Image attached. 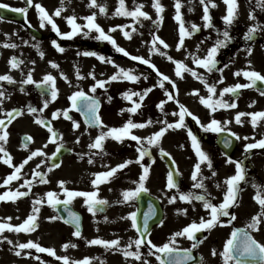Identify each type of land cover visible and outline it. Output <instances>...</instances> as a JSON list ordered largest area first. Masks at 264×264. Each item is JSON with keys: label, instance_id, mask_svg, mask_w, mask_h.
Masks as SVG:
<instances>
[{"label": "flooded vegetation", "instance_id": "obj_1", "mask_svg": "<svg viewBox=\"0 0 264 264\" xmlns=\"http://www.w3.org/2000/svg\"><path fill=\"white\" fill-rule=\"evenodd\" d=\"M237 2L239 5L238 16L233 24L228 26L225 25L222 19L227 13V5L224 0H214L216 6H209L212 26L205 27V21L203 20L204 4L209 3V0H204V3L201 0H180L181 7L179 11L185 27L189 31H191L190 26L192 24L200 27L194 34L186 36L183 46L179 48L177 45L180 40V22L175 19L177 13L176 0H160V3L164 6L162 14L158 13L153 7L154 0H125L124 5L129 11L134 10L138 5H143L142 11L149 14L148 17H132L135 18L136 46L140 56L144 55L146 46L157 35L168 45L165 48L157 42L155 47L159 51H154L155 54L150 59L151 64H155L161 71L169 64H175L176 60L184 63V60L181 59L182 57L191 62L193 60L192 55L205 56L207 50L215 44L217 39L223 38L222 33L226 28L232 37L227 45L221 47L217 53L216 71H214L213 80L216 85V99H223L236 105L234 108L218 107L215 111V119L221 122L225 132H229L231 135L236 133L237 135H230L232 139H224L220 136L222 132L205 130L201 126L199 134L192 132L199 140L201 149L209 155L213 165L212 168H209L206 161L201 163V177L205 185L204 189L194 188L192 183V173L194 166L199 162V157L192 146V140L188 132V129L192 131V127L188 124L186 125L187 133H184L182 140L183 144L180 145L182 148L181 154L174 156L176 157V162L182 163L185 167V177L189 179V184L185 185L183 192H204L206 190L207 193H210L209 198L212 203L219 204L223 201L226 191L224 181L226 177L235 173V161L242 162L245 170V180L240 184L236 203L229 209L230 213L236 216V219L229 224L226 222L231 219V215L221 217V220L225 221V223H217L215 227L204 229L199 232L200 234H196L197 239L202 242L192 249L195 259L188 261V264H224L222 252L226 241L230 238L234 229H246V226L251 222V218L261 212V205L254 198L257 191L259 190L261 195L264 196V148L245 149L247 144L255 143L264 138V118L257 117L256 126H253L250 115L242 116V123H237L235 119L236 114L239 112L247 114L264 111V95L261 94V92H264V81H257L256 85L241 88L235 93H225L223 97L220 96L221 90L225 87L237 83H250L243 74L235 75L237 71L255 70L264 74V7L259 5L258 0H237ZM0 4L9 6L8 8H0V17H2L0 18V75L7 74L13 77L11 83L0 81V91L5 93L3 97H0V100L3 101L0 104V119L5 121L6 127L4 131L8 133L6 142L0 141V143H3L4 148L12 158V164H6L4 162V159H6L4 153L0 152V157H3V159H0V194L17 190L29 193L15 200L0 201V222L19 225L31 214L34 201L38 198L47 200V192L37 185L46 183H41L39 178L32 180V176L34 171L44 173L45 178L48 176L49 168L52 169L49 163L53 155L46 153H54L57 145L61 143L66 152L70 151L71 146L74 147L76 164L89 162L91 159L93 163H102L106 166L107 170L104 171H108L113 165L115 167L126 160H131L133 161L131 164L118 170L108 181L99 184L103 185L101 187L93 185L94 174L91 176L92 181L89 183L92 186H84V182L81 181L79 176L80 172L75 170L74 190L96 191L98 189V198L108 201L105 205H97L98 210L93 214L88 210V205L85 203L86 197H74L73 207L82 216L81 235L79 237L74 235L76 228L75 230L70 228L73 234L71 240L58 236L57 232L55 235L54 229L50 227L43 230L46 232L43 233L42 226L44 224L54 223L58 220H50V216L43 214L38 216L39 226L35 230H39V236L42 232L44 235L56 237L63 248H65V244H68L69 246L65 249L71 250V257H73L72 262H69V264H74V261L83 260L84 258H90L89 264H160L158 259L160 254H153L156 250L151 249V246L147 243L142 244L139 248L141 253L139 260L135 257H125L123 254V249L140 236V233L132 227V220L129 215L132 212L137 215L140 198L136 197L124 202L123 192L139 186V178L143 168L145 166L149 167V175L145 181V187L148 191L144 192L159 200V205L163 212V223L168 220L167 218H171L162 231L158 228L163 223L151 228L146 238L150 239L154 244L160 246V243L169 242L171 239L174 233V217L178 213V200L182 202L181 206L183 209H187L189 218L194 215L207 219L210 209H205L203 202L198 200L188 202L177 198L175 202L169 203V198L173 195L178 196V194L173 191L175 188L170 191L169 189L165 190V186H162V188L157 186L164 175L163 170L166 168L164 162L160 159L161 149L163 148L160 147L159 142L147 148L149 154L145 155L142 161L139 159V149L143 144L132 140L130 137H125L122 142L116 140L114 141L115 143H112L114 139L109 137L104 141L103 149H91L89 145L100 134L101 127L88 124L83 114L75 108H72L68 113L71 119L66 118L62 114L63 110L70 108L72 103L70 96L75 92L76 87L77 90H83L89 96H94L99 100L100 109L98 114L102 120H105V103L120 98L122 104L125 102L127 106H122L125 111L120 112L124 121L123 125L129 119L134 122V117L140 116L144 109V99L141 102L138 96H133V100L141 103L142 106L135 113H132L127 110L133 107L132 101L127 100L122 93L129 92L130 86H136V89L131 90V92L143 94L144 90L150 86L149 83L144 82V67L150 68L153 73H155V69L151 67V64H144L142 61L133 60L131 57L125 56L121 59L126 65L124 69H131L132 74L138 76L139 79L136 81L127 79L112 80L114 90H110V84H105L103 88L97 87L96 91L93 92L92 86L97 81L96 76L106 72V68L102 66L105 65L104 62L96 57L110 58L114 54L106 40L96 39L99 34L96 30H89L90 36L88 40L85 38L79 39V33L70 38L60 36L53 30L51 24L41 27L39 12L35 5L41 4L49 14H52L57 8L61 7V0H32L31 5L28 4V0H0ZM100 7H104L106 11L101 12ZM118 7H120L119 0H96V4L91 6L90 0H63L61 15L53 16V19L61 32H69L72 29L66 19L67 17L75 15L78 23L84 25L86 24L84 18L95 13L96 22L107 33L109 29L117 25H126L128 22L127 17L130 16L115 14ZM20 8H26V13L13 10ZM252 14H254L255 20L250 18ZM152 15L155 18H152ZM161 15L163 16L162 21L160 20ZM254 23H258L262 27L258 29L253 40L249 41L245 38V33ZM122 30L124 32L127 31L126 27H117L115 31L121 32ZM130 37H133V35H130ZM193 38H198L199 47L192 48ZM54 40L64 48L63 52H60L53 45L52 41ZM12 44L16 45V47L7 46ZM75 48L82 49L84 53H98L97 56L89 55L92 58H86L88 55H83V58L76 59L78 66L81 68L80 75L79 77L77 76L76 80ZM249 49H251L250 54ZM68 51H71L72 55V74L71 77L66 75L68 79L65 82L64 75H61V73H64L62 72L63 66L68 65V59L64 58V52ZM41 52L44 53L43 56L40 55ZM162 53H166V55ZM168 56L173 57V60H169ZM13 57L18 61H22L18 68L11 67L10 61ZM50 61L55 62L59 67L49 69L53 68ZM86 64L92 66L93 70L91 73H95V78L90 75L87 81H82V75L84 74L82 67ZM48 71L56 78L55 84L58 89V95L55 100L51 99L50 85L38 86V84L23 83L27 79L29 72L32 73L33 79L39 82L44 78L45 74L49 73ZM205 76L207 79L209 78L208 75L205 74ZM117 82L119 83L118 86L116 85ZM71 89L72 92H70ZM45 100L49 101L47 107H44ZM30 107L37 109V111H29ZM13 109H16L19 113L18 115L13 113L14 119L7 115ZM58 110L60 112L54 116L53 114L57 113ZM171 116L173 117L174 115L171 114ZM185 119L187 118L185 117ZM203 119L206 121L205 124L211 121V115L208 111L204 113ZM42 120L50 123L53 130L60 134L55 141L51 140L48 143L51 133L44 123H40ZM73 122H78L79 128H74ZM171 122L173 120L167 121V123ZM164 126L165 124L163 123ZM138 129L134 128L131 131L134 134ZM141 130L143 131V128ZM163 136H168L170 140H173L175 139V132L172 131V128H169ZM26 137H31V139L26 141ZM225 140H230V144H225ZM82 148L84 150H81ZM87 148H90V150H87ZM37 149L41 150L42 154L28 160L21 169L20 178L12 180L7 185L3 184L4 179L14 172L15 166L23 163ZM229 156L232 157L233 163L228 162ZM37 157L42 158L41 164L33 166V158ZM104 171L98 170L93 173ZM214 172L215 175H213ZM25 180L32 181L30 191L29 186L24 184ZM217 184L220 186L217 187ZM256 186H260L259 189ZM146 203H148L147 200L146 202L144 199L141 200L142 205ZM150 205L153 207L152 204ZM36 207L39 208L40 212L49 209L53 211V205L46 202L36 205ZM52 215H55V213L52 212ZM9 217H11V220H7ZM248 231L251 232V235L256 240L264 243V220L261 221L259 230L248 229ZM31 233L23 230L17 232L14 229H5L0 233V264H30L29 257L32 255L43 257L46 261L44 264H65L64 261L56 258L59 256L58 254L53 256L48 252H40L39 250L32 252L33 249H23L19 250L20 254L17 255L18 249L16 245L27 243L31 238ZM96 238L105 240L119 239V248L117 246L108 247L101 244L88 243V241ZM68 240L71 241V244L68 243ZM193 243L194 241L186 236L178 237L175 246L187 249L191 248ZM72 245H75V247ZM213 249L216 251L215 255L212 254ZM131 250H137L134 243ZM242 259H245L247 264H264V261L259 260V258L244 257ZM230 264H235V261H231Z\"/></svg>", "mask_w": 264, "mask_h": 264}, {"label": "snow or ice", "instance_id": "obj_2", "mask_svg": "<svg viewBox=\"0 0 264 264\" xmlns=\"http://www.w3.org/2000/svg\"><path fill=\"white\" fill-rule=\"evenodd\" d=\"M202 3H204V0H201ZM225 4L227 5V13L222 17L225 25H232L236 17L238 16V2L237 0H224ZM258 3L261 7H264V0H258ZM28 4H32V0H28ZM96 0H90V6L95 5ZM120 7L116 9V15H123V16H130V17H148V13L145 11H142L143 5H138L135 7L134 10H127L125 8V0H119ZM209 6L215 7L214 0H209V3L204 4V16L203 20L205 21L204 26L205 27H211V16L209 15ZM8 5L5 4H0V8H8ZM35 7L37 8L40 16V24L41 27L46 26V24H51L53 30H55L58 35L63 36V37H73L75 36L78 32H80L83 28H87L88 30H96L99 34L96 37V39L99 40H106L110 41L115 47L116 50L119 52L124 53L125 55H131L128 53L123 47H120L115 39L105 33L104 29L101 27L99 23L96 22V14L93 13L84 19L86 20V25H81L76 22L77 18L75 15L67 17V21L69 25L71 26V31L69 32H61L58 25L56 24L55 20L53 19V16H60L61 12L63 11V0H61V7L57 8L54 13L49 14L48 11L41 5V4H36ZM153 7L156 9L158 13H163L164 11V6L160 3V0H154ZM175 7L177 9L176 17L175 19L180 22V40L177 45V47H182L184 43V38L186 36H190L194 34L196 31L199 30V25L192 24L191 31L188 30V28L185 27L184 21L181 17V13L179 11L181 7L180 0H176ZM14 11H19V12H25L27 11L26 8H20V9H13ZM101 12H105L106 9L104 7H100ZM2 18V17H0ZM251 19L255 20L254 14L250 16ZM163 16H160V20L162 21ZM125 28V25H117L111 29H109V32L115 31L116 28ZM262 26L258 23L252 24L247 32L245 33V38L249 41L253 40L254 35L260 29ZM219 32V30H217ZM88 33L85 32V35ZM124 35L128 38L130 37V33L127 31L124 32ZM223 38L222 39H217L215 44L207 50V53L203 57L199 56H193L194 63L197 66H202L207 70V72H212L216 68L217 60L216 56L221 47H224L227 45L228 41L232 39L230 32L226 28L223 33H222ZM159 42L160 45H163L165 48L168 47V45L163 41L158 35L155 36L151 43L153 45V48L151 49L152 51H159L158 48H156V44ZM53 45L60 51L63 52L64 48L60 46L59 43H57L55 40L52 41ZM11 47H16V45H7ZM249 54L251 53V49L248 50ZM84 55H91V56H97L98 53L95 52H85L83 53ZM165 54L166 53H162ZM41 56L44 55L43 52L40 53ZM191 55V54H190ZM133 60H139L142 61L144 64H151V61L149 59H146L142 56H132L131 57ZM169 60H173V57L168 56L167 57ZM100 60H105V57L99 56ZM11 67L12 68H18L20 66V63L22 61H18L15 57L12 58L10 61ZM53 67H59L58 64L55 62H51ZM249 63H251L249 61ZM176 74L178 76H183V71L190 72L194 77H196L198 80H203L205 85L208 87V90L210 93L215 94L216 93V86L215 85H208L207 84V79L206 77L203 76V74L198 73L194 68L188 67L183 63V61L176 60ZM118 71L114 73L112 76L109 77V80H117V79H127L130 81H136L139 79L138 76L132 74L131 69H124L120 67L119 65L116 66ZM151 67L156 69L158 75L162 78L160 80V86H164V81L169 80L170 78L165 75L164 73L160 72L158 68H156L155 64H151ZM243 74V76L247 77L248 80L250 81L249 84H240L237 83L235 85L225 87L221 90L220 96L223 97L225 93H235L237 90L241 88H246L250 87L253 85L257 84V81H264V74H261L258 71L255 70H240L235 73V75L239 76ZM61 75H64L61 73ZM79 71L77 70V76L79 77ZM90 75L95 78V73H91ZM64 78L67 80V76L64 75ZM147 79V77H144ZM56 78L51 74L47 73L45 74L44 78L40 80L39 82L35 81L33 79V75L31 72L27 74V79L23 81V83H33V84H38V86H43V85H50L51 86V99L55 100L57 95H58V89L56 88L55 84ZM0 81H8L12 82L13 77L11 75H0ZM107 81L105 80H97L96 83L92 86V91L95 92L97 87L103 88ZM151 88L145 89L143 94L138 93V92H125L122 93V95L127 99L132 101L133 107L130 109H127L128 111L135 113L141 106V103H138L136 100H133V96H138L140 101L142 102L144 99V96H146L149 92H151ZM167 99L168 100H173L175 99V96L171 92H167ZM193 94H199V90L195 89L193 90ZM262 95H264V92H261ZM5 93L3 91H0V97H3ZM201 102L204 103L208 108L211 109L212 112H215L217 108H234L236 105L234 103H229L226 100L223 99H216L213 100L212 96H209L207 98L200 97ZM71 100V106L69 109L63 110L62 114L68 118L71 119L69 116V111L72 108H75L77 111H82L86 117V122L90 125L93 126H100L101 127V132L99 135H97L94 139V141L89 145L91 149H103L104 147V141L111 137L116 139L117 141H123L125 137H130L132 140L137 141L138 143L142 141V139H146L148 144H157L160 140V138L164 135V133L169 129V128H180V127H185L184 120L186 115H193L183 104H180V111L179 113H173V115H179V120L173 123H167L166 121L164 122L165 126L161 127L159 131L155 132L152 136L146 137V138H141L139 136H136L132 133V129L134 128H143L146 127L147 124H151L152 121L148 120L147 122L144 123H136L133 122L131 119H129L123 126L121 127H111L108 128L107 131H103V128L106 127L104 125L103 120L98 114L99 110V100L94 97V96H89L87 93H85L83 90H78L74 92L70 96ZM167 101H160V104L158 107L163 111V105ZM3 101L0 100V104H2ZM49 101L45 100L44 101V107H47ZM177 103L179 101L177 100ZM29 111L35 112L37 109L35 108H29ZM125 111L124 109L121 110V112ZM60 110H58L57 113H54L53 115L56 116ZM13 113H16L17 115L19 114L16 109H13L12 112H9L7 115L8 117L14 119ZM245 115H250L252 117V124L253 126H256L257 124V117L264 118V111L261 112H255V113H243L239 112L236 114V122L237 123H242L243 121L241 120L242 116ZM198 120V118H196ZM11 122V120H9ZM40 123H44L45 126L47 127L48 131L51 133L50 139L52 141H55L60 134H58L55 130H53L52 126L50 123H47L45 121H40ZM6 127L5 121L3 119H0V141L6 142L8 133L4 131V128ZM73 127L74 128H79V123L78 122H73ZM202 128H205V130H210L213 132H223L225 131V128L221 126V122L212 119L207 125H201ZM189 136L191 137L192 140V146L196 150L197 156L199 157V162L194 166V171L192 173V180L195 182L193 184L194 188L197 189H204L205 185L203 183V178L201 177V163L207 162V167L212 168V161L209 157V155L204 152L201 147H200V142L197 139V137L191 132V129H188ZM236 133H232V136H236ZM26 141L30 140L31 137H26ZM247 139V137H245ZM225 144H230V140H225ZM63 147V144L57 145L56 151L52 153L53 157H55L59 152L60 149ZM264 148V138L260 139L259 141H256L255 143H249L245 146L246 150L254 149V148ZM163 151V149H161ZM0 152L4 153V162L6 164L11 165L12 164V158L9 153H7L6 149L3 146V143H0ZM41 150L37 149L36 151L32 152L31 155L23 161L19 166H15V170L13 173L7 176L6 179H4L3 184L7 185L9 184L12 180H18L19 174L21 173V169L24 167V165L28 162V160H31L32 157L41 155ZM148 149L141 146L139 149V159L142 161L145 155H148ZM0 159H3V157H0ZM92 160H89V163H91ZM133 161L131 160H126L125 162L116 165L115 167L110 168L108 171L104 172H98L95 173V179H93L92 183L93 185H99L101 183H104L108 181L111 177H113L116 172L120 169L125 168L128 164H131ZM228 162L233 163L232 157H228ZM236 165V171L233 175L228 176L225 178V186H226V191L224 193V199L222 202L219 204L212 203L210 197V193H207L205 190L204 192H179V185L178 182L174 179L173 172L168 173V178H167V188L169 189H177L178 190V196L173 195L169 198V203L175 202L177 198L183 201H188L191 202L192 200H198L203 202V207L205 209H210L209 217L205 219L204 217L200 218V222L197 223L196 221H193L189 225L185 226L182 230L177 231L172 234L171 239L169 242L164 243L163 245H156L154 244L150 239L146 238V233L148 232V218H145L144 225H143V230H141L139 224L137 223V215L135 212L130 213V217L132 220V227L137 230V232L140 233V236L138 239H136L134 242H130L124 249H123V254L125 257H135L136 259L141 258V253L139 252V248L142 244L147 243L148 245L151 246V249H155L156 252L153 254H166V255H158V259L160 260V264H188V261H193L195 257L193 256L192 249L196 248L199 243L202 241L197 239V233L201 232L204 229H211L217 225V223L223 224L225 221L221 220V217H228L231 215V219L228 220L226 223H231L232 220L236 219V216L234 214H231L229 209L236 203L237 198H238V193L240 191V184L242 181L245 180V170L243 167L242 162L240 161H235ZM57 165L53 164L52 167H56ZM39 167V166H37ZM49 171H51V168H49ZM149 175V167L145 166L143 168V171L140 175L139 178V186L134 188V189H129L125 190L123 192V201H130L133 198L139 197L141 192L148 191V189L145 187V181L147 180ZM215 175V172L213 173ZM39 178V181L41 183H46V178L45 174L39 171H34L32 180H36ZM31 183L32 181L25 180L24 184L29 186V191L31 189ZM61 186L65 184V181H60L59 182ZM220 185L217 184V187ZM258 189L260 186H256ZM63 191L67 195V200H60L57 193L54 191H49L46 193L47 200L45 201L43 198H38L36 201H34V207H33V212L30 214L21 224L19 225H13L8 222H0V233H2L5 229L9 230H15L17 232L23 230L24 232H32L35 231V228L38 227V217L37 213L39 212V208L36 207V205H39L41 203H48L53 206H56L60 203H68L70 200L74 197L80 196V197H86L85 203L88 205V210L95 214V212L98 210L97 205H105L108 203L107 200L105 199H99L98 198V189L96 191H76V190H69L67 188H63ZM29 193L26 191H20L17 190L15 192L8 191L3 194H0V201L2 200H15L18 197H23L28 195ZM258 203L261 205V212L257 213L255 216L251 218V222L246 226V229H240L236 228L234 231L231 233L230 238L226 241L223 252H222V257L224 264H230L231 261H235V264H247L245 259H242L244 257H252V258H259V260L264 261V243H260L258 240L255 239L254 236L251 235V232L248 231V229H256L259 230L261 221L264 220V196L261 195L260 191H257L256 196L254 197ZM178 212H183L184 214H187V209H178ZM71 219H69L67 222L72 223L76 226V231L74 232V235L79 237L81 235V230H80V217L76 213H71ZM50 220H55L56 217H49ZM63 219V217H61ZM107 219V217H105ZM7 220H11V217L7 218ZM163 221H161V224ZM187 237L188 239L194 241L192 244L191 248L183 249L176 247L175 244L177 242L178 237ZM5 239H7L5 237ZM11 243V241H9ZM89 244H101L105 245L108 247L111 246H117L119 248L120 241L119 239H113V240H105L102 238H96L88 241ZM135 244L136 246V251H132V244ZM69 245L65 244L64 247L67 248ZM75 247V245H72ZM18 251L17 255L20 254L19 250L23 249H37L40 252H48L52 254L53 256H56L55 250L53 248H45L42 247L39 243L33 242L29 240L27 243H20L16 245ZM213 255L216 254L215 249H213L212 252ZM59 260H62L65 262V264H69V257L67 256H57L56 257ZM90 258H84L83 260H78L74 261V264H89Z\"/></svg>", "mask_w": 264, "mask_h": 264}, {"label": "rangeland", "instance_id": "obj_3", "mask_svg": "<svg viewBox=\"0 0 264 264\" xmlns=\"http://www.w3.org/2000/svg\"><path fill=\"white\" fill-rule=\"evenodd\" d=\"M151 14V12H150ZM152 17L154 18V16L152 15ZM136 29V24H135V20L129 18L128 21V30L132 31ZM207 31H209V29H207ZM85 32H87L88 34L85 35ZM109 35H111L116 43L120 46V47H126L128 48L131 53L133 54H137L139 55L140 52H138L135 48L136 46L134 45V43H136V36L133 37V39H126L125 37H122L121 33H116V32H109ZM81 38H85L89 40V31L83 30L80 33ZM198 38H193V44H192V48H196L199 47L200 45L198 44ZM151 44V42L149 43ZM152 45V44H151ZM148 48L152 49L153 47L148 45ZM149 49V50H150ZM152 51V50H150ZM83 51L75 48V80L77 79V70L80 72L81 68L78 66L77 60L76 59H80L83 58L82 56ZM154 56V55H153ZM192 55V59H193ZM64 58L68 59V65L63 66L62 68V72H64V75H68L69 77H71L72 74V66H71V59H72V55H71V51L68 52H64ZM92 58V57H91ZM99 59V58H98ZM181 59L184 60V63L191 68H194L198 73L203 74L204 76V72H206V74L209 75H214L212 72H207V70L201 66H197L194 63V59L190 62V60L186 59L185 57H182ZM104 62L111 64V66L116 67L117 65L122 66V68H124L123 66V62L122 61H118V60H103ZM117 68V67H116ZM49 69H56L55 67L53 68H49ZM84 74L82 75V81H87L88 77L91 74L92 66L89 65H85L82 67ZM111 67H108L106 65V73H103V75H98L96 78L98 80H105L107 81V78L110 77V71ZM164 74L167 75L170 79L167 80L166 83H164V86L161 87L160 86V80L159 78H157L156 76H154L153 74H151V72H149L148 70H143V74L144 77L146 76L147 79L144 78V82L145 83H149L150 86L149 88H151L152 92L148 93L147 97L144 98V109L141 112L140 116L138 117H134V122L136 123H144L147 122L148 120H151L152 123L151 124H147L146 127H144V130L141 132L139 129L137 131V134L139 137L141 138H146V137H150L152 136L155 132L159 131V129L161 128V124L164 123L165 121L167 122L168 120H175L178 121L179 120V115H176V118L173 116H171V110L170 109H174V113H179L180 111V104H183L193 115H190L191 118H189V125H191L193 127V129L196 130V128L193 126V121L198 118V121L201 122V119L204 117V113L206 111V107L205 104L201 102L200 97H209L212 96V98L215 97V95L213 93H210L208 90V87L205 85L203 80H198L196 77H194L190 72L184 71L183 72V76H178L176 74V64H169L168 66L164 67ZM118 71L116 69H114L113 72ZM50 73V71H48ZM112 72V73H113ZM65 82L67 81L64 78ZM207 84L211 85L210 80L207 79ZM117 86L119 85V83L116 84ZM170 85H173L175 87V93H176V98L173 100H168L167 99V92H172ZM186 85V86H185ZM136 86H130L129 90H135ZM148 89V88H147ZM198 89L199 90V94H193V90ZM77 88L75 87V92H76ZM111 90V89H110ZM70 92H72V89L70 90ZM107 92V91H106ZM167 101L164 105H163V111H161V109L158 107V105L160 104V101ZM177 100L179 101V103H177ZM122 106L127 107L125 102L122 104V100L120 98H117L116 100L113 101H109L105 103V112H104V119H105V123L107 125V127L111 128V127H121V125H123L124 121H123V117L122 115L119 114V112H121V110L123 109ZM169 108V109H168ZM175 118V119H174ZM202 122H204V120H202ZM158 124V126H157ZM184 124H185V120H184ZM155 126V127H154ZM172 129L173 132H175V139H171L168 136H163L160 140V147L168 150L171 154L173 155H179L181 154V144L182 140L184 138V132H185V128L184 127H180V128H176ZM140 131V132H139ZM142 144L143 147H150L153 144H148L146 139H142ZM48 143H50L48 141ZM81 150H84V148H82ZM87 150H90V148H87ZM50 152H47V154H49ZM175 157V156H174ZM176 158V157H175ZM41 157H37V158H33V162L32 165H36V164H41ZM116 163V162H113ZM179 167V171L181 172L184 180H185V185L189 184V179H187L185 177V167L183 166L182 163H178ZM177 165V166H178ZM114 166V165H113ZM109 168V167H108ZM112 168V167H111ZM75 170L80 172V178L81 181L84 182V186H92L91 184H89L92 181L91 176L95 173V171H104L107 170L106 166H104L102 163H89V162H79L78 164H76L75 162V157L74 156H70V157H66L62 163V165L56 169H53L52 171H50L48 178H47V182L46 184L40 185L37 184L38 187L43 188L44 191L49 192V191H54L57 193L59 198L62 199H68L66 193L63 191V188H67L69 190H74V183H75ZM164 175L160 180V183L157 185L158 187H162L163 183L164 186L167 188V178H168V172H166V170L164 169ZM191 180V179H190ZM60 181H65V184L63 186L60 185ZM192 183L194 184L195 182L192 181ZM97 186V185H96ZM103 185H98L97 187H101ZM183 186V187H184ZM34 187V186H33ZM186 187V186H185ZM179 192H182V190H179ZM176 194H178V191H175ZM35 196V195H34ZM71 202L73 201L74 204V198H72L70 200ZM181 209L180 204L177 207V210ZM33 212V208L31 210V214ZM52 210H47L44 212H38L37 216L39 215H47L50 217H53L54 215H52ZM56 217V216H55ZM200 217L199 216H194L192 215L191 218H189L188 214H184L183 212H178L174 219V233L177 231L182 230L185 226L189 225L190 223H192L193 221H196L197 223L200 222ZM168 220H166L162 226H160L159 230L162 231V228L164 226H166V224L169 222V220L171 218H167ZM190 219V220H189ZM53 228L55 231V235L57 232L58 236H62L65 237L66 239H72V232L71 229L68 228L70 230H67L63 224H61L58 220L54 223H46L42 226V232L46 233L45 229L47 228ZM41 232V236H39L38 234L40 233L38 230L37 231H33L31 234V238L30 240L33 242H37L39 243L42 247L44 245H47V247L49 248H53L55 250V253L58 254L59 256H67L69 257V262H72L73 257H71V253L69 249H65L63 248V246L61 245V243H59V240L56 237H50L49 235H44ZM68 240V243L71 244V241ZM32 252H36V249H33ZM30 259V264H44L46 263L45 259L43 257H40L38 255H32L29 257ZM43 262V263H41ZM52 264V263H49ZM55 264H59V263H55Z\"/></svg>", "mask_w": 264, "mask_h": 264}, {"label": "water", "instance_id": "obj_4", "mask_svg": "<svg viewBox=\"0 0 264 264\" xmlns=\"http://www.w3.org/2000/svg\"><path fill=\"white\" fill-rule=\"evenodd\" d=\"M63 154H64V152H62V151L59 152V153L57 154V157L53 160V163L58 164L59 161H60V158H61V156H62ZM165 160H166V163L168 164V167L170 168L171 172H173L174 179L178 182L179 178H178V175H177L176 172H175L173 162H172L171 159H169V158H165ZM57 210H58L59 213L61 214V217H63V220H65L66 222H67L69 219H71V215H70V214L74 212L71 208H69V207L66 206L65 204H58V209H57ZM148 210H149V209H148ZM148 210H146V209H144V207H142V208L140 209V214H142V212L147 213ZM160 218H161V211L159 210V215H158L157 218H155V220H154L153 222L158 221ZM137 221L139 222V225H140V226H141V225L143 226L144 221H143V222L141 221V217H140V216L138 217ZM70 224L73 225V226H75V225L72 224V223H70ZM165 255H166V254H165Z\"/></svg>", "mask_w": 264, "mask_h": 264}]
</instances>
